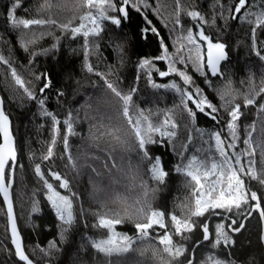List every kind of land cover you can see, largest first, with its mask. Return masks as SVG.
Segmentation results:
<instances>
[{"label": "trees", "instance_id": "16d2710c", "mask_svg": "<svg viewBox=\"0 0 264 264\" xmlns=\"http://www.w3.org/2000/svg\"><path fill=\"white\" fill-rule=\"evenodd\" d=\"M236 2L180 0L178 9L176 0H147L149 7L143 10L158 29L159 36L149 32L145 38L142 32L146 27L145 18L135 7H130L129 18L119 27L111 20L100 18L98 34L87 37L86 47L82 34L73 36L71 31L56 25H30L28 29L13 25V18L55 19L63 23L75 14L77 19L73 25L78 26L79 17L88 11L80 6V0H0V56L9 61V64L0 62V96L3 111L11 122L17 154L11 195L24 252L34 264H183L189 261L191 253L193 264H205L209 254L229 262L234 260L236 264H264L262 223L257 211L246 219L240 232H228L234 241L230 247L221 243L213 249L210 242H200L205 223L214 242L218 224L227 226L234 219L237 221L235 227H238L257 202L249 200L248 204L240 209L233 208L231 212L217 209L201 217H192L195 182L176 171L177 166L187 164L193 157L209 166L212 161H221L212 134L220 133L225 144L231 140L229 111L236 104L241 106L236 129L239 139L234 141L236 148L247 149L243 141L253 124V147L257 143L264 145V112L258 111V105L264 104V94L257 97L256 105L244 106L246 96L254 95L264 87V60L256 54L258 50L264 54V27L257 28L255 45L252 35L256 16L264 10V0H250L239 18L234 19ZM157 8L160 15H157ZM188 11L199 12L203 19L188 16ZM177 12L179 24L175 23ZM248 13L252 15L248 16ZM85 24L88 29L93 27L88 21ZM189 29L199 49L186 39ZM200 31L213 43L226 45L227 59L220 67L222 75L210 76L207 71V44L199 39L197 33ZM33 36L36 42L27 43L25 47ZM201 55L203 60L199 59ZM161 56L170 59H157ZM144 60L150 64L142 66ZM88 66L93 68L92 72L87 70ZM170 67L176 71H169ZM12 69L36 99L28 98L16 85ZM161 71L168 75L162 77ZM180 73L190 77L191 83H186ZM38 76L43 78L37 79ZM105 79L123 94L132 95L130 110L134 120L141 111L156 124L162 123L167 116L173 117L177 127L171 129L169 126V130L175 131L176 135L169 139L155 133V142L146 146L152 160L156 157L161 160L160 166L167 173L163 182L152 178L151 164L142 159L143 153L132 126L122 116L121 102L107 89ZM45 83L49 87L41 92ZM172 84L177 87H169ZM197 88L219 109L215 113L217 119L199 111L193 118L184 108L182 98L186 97H182V93ZM225 91L228 94L221 99ZM40 100L44 101L43 106ZM189 107L195 110L190 102ZM69 113L79 118L73 124L77 134L68 136L66 153L64 137L68 133L64 121ZM86 114L95 119H85ZM99 116L105 117L106 125L121 129L125 143H117L110 137L99 141L89 137V127L99 122ZM50 147L53 155L45 160ZM69 156L73 158L75 168ZM254 159L258 178L242 176V179L250 192L257 193L261 209H264V184L260 183L264 179L261 149L256 148ZM37 165H40L43 179L35 171ZM50 170L66 178L69 188L60 189L59 181L51 177ZM6 172L10 173V169L6 168ZM45 180L61 195L72 199L71 224L58 218L48 199L50 193ZM142 183L146 188L141 186ZM224 186H227L226 179ZM144 201L150 205L149 212L155 210L165 214L167 225L166 229L154 225L147 238H141L135 228V222H147L145 216L137 212ZM103 212H116L124 217L123 222L114 227V232L133 239L128 252L109 256L92 246L94 240L109 235V230L95 226L97 213ZM172 215L182 221L191 217L194 222L192 231L173 237L174 244L183 245L186 250L176 259L165 253L164 246L159 244V236L165 231L175 232ZM198 242L200 244L194 247ZM0 264H24L16 257L10 243L7 213L1 196Z\"/></svg>", "mask_w": 264, "mask_h": 264}, {"label": "snow or ice", "instance_id": "6c2138e0", "mask_svg": "<svg viewBox=\"0 0 264 264\" xmlns=\"http://www.w3.org/2000/svg\"><path fill=\"white\" fill-rule=\"evenodd\" d=\"M250 0H237L234 5V15L233 18H239V14H241L242 10L246 8L249 4ZM176 4L180 6V0H176ZM80 6L88 9L85 15L80 16V23L78 26L73 25V21L77 19L76 15L73 14L66 22L58 23L55 19H15L13 18V25L15 27L23 26L24 29H28L30 25H45L51 24L56 25L64 31H71L73 36L78 34H82L85 37V46L87 47V37L89 35L98 34L99 30V19L103 18L106 20H111V22L118 27L121 26L123 20L129 18L128 9L130 7H135L136 11L141 13L144 16L146 21V27L142 29V32L147 38V34L149 32L159 36L158 29L152 25V21L147 18V14L144 12V8L149 7L147 0H80ZM79 9L77 8V11ZM95 10V11H93ZM157 15H160L159 8L156 9ZM115 13V15H113ZM187 15L194 18L200 19L203 18L200 16V13L197 11H188ZM248 16H251L252 13H248ZM85 21L90 22L93 27L88 29ZM252 23V20L248 21ZM175 23H180L179 12H177ZM256 27L252 29L253 35V44H256L255 34L258 27H264V10H262L257 16L255 20ZM199 39L201 41L206 42L207 44V61L206 66L208 70L212 73V75H222L219 70L220 62L222 60L227 59L226 55V45L221 42L213 43L208 36L204 34L203 31L197 33ZM190 44L196 45V48L199 49V45L196 44V39L193 36L192 30H188V35L186 37ZM36 37L28 39L27 43H35ZM161 46L164 47L163 41L161 40ZM165 53H167V48H164ZM46 51V50H45ZM87 54V53H86ZM259 59L264 60V54H261V51L256 52ZM169 58L166 56L157 57V59H165ZM170 59V58H169ZM181 62H183L184 57H180ZM199 59L203 60V55L199 57ZM0 62L4 64H9V61L6 60L3 56H0ZM150 64V61L144 60L143 65ZM203 67V64L201 65ZM89 72L93 71L91 66L87 67ZM169 71H176L174 67H170ZM12 77L15 80L16 85L24 90L27 94L28 98L36 99L33 93L25 86V82L23 79L17 74L15 69H12L11 72ZM160 75L166 76L168 72H160ZM182 78L186 83H191L190 77L180 73ZM43 77H37V79H42ZM103 78V77H102ZM105 84L107 89L114 94L115 97L119 98L121 102V112L122 116L127 120V123L132 126L134 131L136 140L138 142V147L140 151L143 153L142 159H146L151 164L150 172L153 179H158L163 182L164 177L167 173L161 168V160L159 157H156L152 160L149 157V153L147 151V145L149 143H154L153 134L159 133L163 137H168L171 139L176 135L175 131L169 130V126L171 129H175L177 127L176 123L173 120V117L167 116L165 120L156 124L151 121L149 116L145 115L143 111H141L135 120L133 119V115L130 110L132 95L131 94H123L117 86H115L112 82L105 79ZM49 87L48 83H45L43 88L40 89L41 92H44L45 89ZM169 87H177L175 84L170 85ZM133 92L135 89L132 90ZM228 92H223L221 94V99H223L224 95H227ZM261 94H264V87L260 88L259 92H256L254 95L245 97L244 106H252L257 104V97ZM182 97H186V99L182 98V104L184 108L188 111V114L195 118L196 112L204 113L209 116L211 119H217L215 113L218 112V108L212 104L207 98L203 96L200 90L197 88L195 91H187L182 93ZM189 102L195 106V110L192 107H189ZM39 103L43 106L44 101L40 100ZM231 101H229V105ZM89 107H91L89 105ZM228 107V105H225ZM210 109V111H208ZM258 111L264 112V104L258 105ZM47 115H51V113H45ZM230 120L228 123V129L231 132V140L225 144V141L221 139L220 133H213V137L216 141L217 151L221 157V161L218 163L216 161H212L210 166L204 164L203 162L197 160L196 157H193L187 164H181L177 166V172H183L186 176L191 178V181L195 182L196 188L194 189L193 196L195 197L194 208L191 211L192 217H201L204 216L205 213L209 211H214L217 209H224L228 212H231L233 208L240 209L242 205L248 204L249 200L256 201L257 203L253 205L254 210H260V215L264 218V209H261V204L259 202V198L256 192H250L246 186L245 181L242 179V176H251L253 179L258 178L257 170H256V161L254 159L256 148L261 149V155L264 156V145L257 143L255 147H253V131L255 130V125L251 126L252 130L248 131L247 138L244 139L243 143L247 145V149L241 152L232 151L229 152L230 149L234 150L236 148L235 140L239 139L237 135V121L241 116V106L236 104L234 107H231L229 111ZM77 116H73L72 113H69L68 119L64 121V124L67 128V133L64 137V146L65 152L68 151L69 146V135H76L77 133L74 130L73 124ZM85 119H95V117H89L87 114ZM107 119L111 120V117H107ZM55 121V117H53ZM105 117L99 116V122L91 124L89 127V137L94 141H99L104 139L105 137H110L112 140L117 143H125L121 137V129L117 127H110L104 123ZM58 123V122H57ZM0 133L3 134V144H0V193L3 194L4 200L7 203L9 220L12 221V203L9 199V189L13 185V180L11 178V174L6 172V168L12 169L14 171L16 165V151L12 146L11 135L8 130V116L5 115L3 110H0ZM55 140H53V144ZM53 155V149L50 147L48 149L47 156L44 157L45 160H48ZM244 158V159H242ZM109 159H112L111 155H109ZM69 161L73 164V167H76V164L71 156H69ZM246 165V167H245ZM116 167L115 164L112 165ZM107 167V164L105 165ZM38 176L43 179V174L41 173L40 165L36 166L35 169ZM95 171V169H93ZM51 177L59 181L60 189H68L69 183L66 178H63L60 173L51 171L49 172ZM99 175V173H98ZM227 180V186H224V181ZM260 183L264 184V179L260 180ZM45 186L47 187L50 195L48 199L51 201L53 207L56 209L59 218L67 224H71L73 221L72 217V199L67 195H61L59 191H56L53 188V185L45 180ZM142 187L146 188V185L141 184ZM219 186V188H218ZM198 193V194H197ZM74 195V194H73ZM147 195V191H145V196ZM119 198V197H118ZM139 203V201H138ZM150 205H148L147 201L143 202V205L140 209L137 210L138 214L144 215L146 218L145 223L135 222V228L137 233L141 238H147L149 236V230L153 228L154 225H158L161 229H166L167 225L164 223L165 214L159 211L150 210ZM248 215H251L249 212ZM98 222L96 227L109 230V235L107 238H101L100 240H94L92 246L101 253L111 256L112 254H123L130 250L133 239L127 235H121L114 232V227L123 222L124 217H122L119 213L116 212H103L97 213ZM171 221L175 228L174 233H169L165 231L164 234L159 236V244L163 245V251L171 256L173 259L179 258L184 255L185 248L183 245H177L173 242L174 235H182L184 232L192 231L194 227V222L191 220V217L187 220H180L177 216L172 215ZM237 224L236 220H231V223L227 226L223 223L218 224L216 228V239L213 242L209 235L210 229L208 224L203 225V240L211 243L213 249L218 248L221 243H223L224 247H230L234 244V241L229 236L228 232L238 233L244 228V224L240 223L239 227H235ZM227 228V231H226ZM12 235H13V244L16 246V255L17 257L25 261L26 264H33V262L29 259L27 255H25L24 250L22 249L19 238L16 232L15 223L12 221ZM186 238V237H185ZM55 245H52L54 247ZM231 255V253H229ZM236 264L233 260L231 262L225 261L217 258V256L213 254H209L207 261L205 264ZM188 264H193V261L189 259Z\"/></svg>", "mask_w": 264, "mask_h": 264}, {"label": "water", "instance_id": "95a60500", "mask_svg": "<svg viewBox=\"0 0 264 264\" xmlns=\"http://www.w3.org/2000/svg\"><path fill=\"white\" fill-rule=\"evenodd\" d=\"M226 51V50H225ZM227 55V53H226ZM206 61H207V48H206V53H205V66H206ZM224 60H222L220 62V66H219V70H220V67H221V64ZM207 68V66H206ZM207 71L209 72L210 76H214L212 75V73L208 70L207 68ZM0 110H3V101H2V98L0 96ZM8 130L10 132V135H11V140H12V146L15 148V139L13 137V134H12V130H11V122H10V119L8 118ZM3 134L0 133V144H3ZM16 151V149H15ZM16 159H17V154H16ZM15 169V168H14ZM10 174H11V178L12 180L14 179V171L12 169H10ZM13 186V185H12ZM11 190H12V187L9 189V199L11 200V203H12V221H14L15 223V228H16V232H17V235H18V238H19V243L22 247V249L24 250L23 248V241H22V237L20 235V232H19V229H18V226H17V222H16V216H15V212H14V207H13V202H12V195H11ZM0 196L4 202V206H5V209H6V213H7V224H8V231H9V235H10V243L12 244L13 248H14V251H15V254H16V246L13 244V235H12V221L9 220V213H8V207H7V203L5 202L4 200V197H3V194L0 193ZM254 211H257L260 215V210H254L253 207H251V209L249 210V212L252 214ZM248 212V213H249ZM248 213L242 218L241 222L240 223H245L246 219H248L250 217V215H248ZM260 218H261V241H262V244L264 246V218L261 217L260 215ZM230 224V223H229ZM240 225V224H239ZM239 227V226H238ZM233 233V232H231ZM233 234H236V233H233ZM200 242H206L204 241L203 239L200 241ZM200 242L196 243L194 247L198 246L200 244ZM25 253V252H24ZM26 255V254H25ZM17 257V255H16ZM18 258V257H17ZM19 259V258H18ZM190 259L193 261V254L191 253V256H190ZM20 260V259H19ZM21 262H23L24 264H26L25 261H22L20 260ZM34 264V263H33ZM183 264H188V261L186 263H183Z\"/></svg>", "mask_w": 264, "mask_h": 264}, {"label": "rangeland", "instance_id": "374dc122", "mask_svg": "<svg viewBox=\"0 0 264 264\" xmlns=\"http://www.w3.org/2000/svg\"><path fill=\"white\" fill-rule=\"evenodd\" d=\"M160 76V75H159ZM232 151H235V152H241L242 150L241 149H237L235 148L234 150L230 149L229 152L231 153ZM54 211L57 213L56 209H54ZM57 216H58V213H57ZM59 218V216H58ZM60 219V218H59Z\"/></svg>", "mask_w": 264, "mask_h": 264}]
</instances>
